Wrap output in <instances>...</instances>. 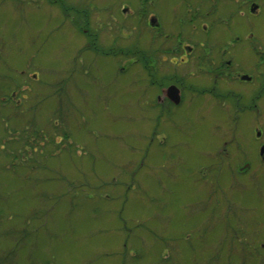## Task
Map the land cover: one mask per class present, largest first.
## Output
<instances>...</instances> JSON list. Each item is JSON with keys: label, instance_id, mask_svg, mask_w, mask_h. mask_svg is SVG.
<instances>
[{"label": "rangeland", "instance_id": "rangeland-1", "mask_svg": "<svg viewBox=\"0 0 264 264\" xmlns=\"http://www.w3.org/2000/svg\"><path fill=\"white\" fill-rule=\"evenodd\" d=\"M82 41L47 0H0V264H264L243 254H264V175L239 189L208 154L225 118L180 115L171 160L138 73Z\"/></svg>", "mask_w": 264, "mask_h": 264}, {"label": "flooded vegetation", "instance_id": "flooded-vegetation-1", "mask_svg": "<svg viewBox=\"0 0 264 264\" xmlns=\"http://www.w3.org/2000/svg\"><path fill=\"white\" fill-rule=\"evenodd\" d=\"M47 1L82 35V52L123 55L120 64L138 73L139 111L154 123L144 134L158 139L159 151L186 145L170 138L180 115L225 118V138L208 154L237 176L239 189L258 187L264 175V30L258 27L264 0ZM245 18L250 29L239 32ZM219 37L220 44L211 43ZM246 223L238 222L240 242ZM256 239L250 237L252 250L243 254L264 257L253 251Z\"/></svg>", "mask_w": 264, "mask_h": 264}]
</instances>
